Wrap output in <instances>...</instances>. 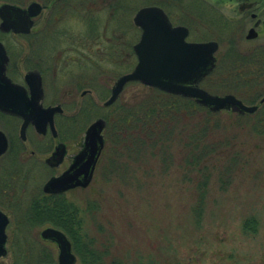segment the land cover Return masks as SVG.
Instances as JSON below:
<instances>
[{
    "label": "rangeland",
    "instance_id": "rangeland-1",
    "mask_svg": "<svg viewBox=\"0 0 264 264\" xmlns=\"http://www.w3.org/2000/svg\"><path fill=\"white\" fill-rule=\"evenodd\" d=\"M2 1L5 0H0ZM28 1L18 0V3L25 5ZM37 1L46 3L48 0ZM65 1L70 4L72 2V0ZM106 1L93 0L87 5L90 13L94 10L92 15L96 16L88 23L97 25L98 32L86 38L85 49L82 43H79V46L75 45L72 50L69 38L63 35V32L69 35L86 31L87 25L82 20L84 11L78 6L75 8L78 9L79 14L73 13L71 9L64 10L60 19L55 20L45 36L41 50L48 51V48L55 43L51 49V60L66 58L64 62L59 63V66L56 65L55 74L57 72L61 74L67 72V74L64 78L60 74L52 77L56 92L51 93L47 88L43 97L44 102L51 103L62 99L72 87L68 81L73 71L72 65H69V58L73 53L76 57L84 55L87 64L90 65V69L88 68L90 84L81 86L90 90L84 93L82 98L95 100L101 107L96 108L98 111L101 110L98 113H104L105 108L101 106V102L107 97L115 78L133 66L135 56L130 50L132 43L138 37L139 28L133 24L131 16L134 7L143 3V0H124L125 5L133 4V9L127 15V21H121L116 15L113 20L108 19ZM52 10L49 6L43 8L35 17L34 30L38 28L40 20L49 12L52 13ZM55 13L54 15L57 14ZM122 27L125 29L124 33L121 32ZM54 29L62 31L60 37L54 35ZM192 35L190 39L195 38ZM224 35L218 36L220 46L216 56L217 58L221 56L223 59L225 57L224 60L227 62L235 54H242L237 52H242L249 43L244 39L242 32V36L233 38L236 39L238 49L230 52L228 51L230 46L227 44L232 41H228L227 38L232 36ZM8 37L12 43L17 42L15 47L9 48L12 51L10 61L12 64L10 63L9 66L13 68L16 56L24 54L28 49L26 42L22 41L23 37L12 34ZM32 44L34 50L39 46L35 39ZM109 51L118 55L116 61L108 58ZM63 64L67 65L65 70H62ZM20 65L21 67L15 68L14 75L21 81L20 75L25 65L21 63ZM60 67L61 69L58 70L57 68ZM51 74L49 67L46 77H50ZM94 83H97V91L96 88L91 87ZM206 84L210 88L209 81ZM230 85L228 82L226 86H212L210 93H233V89H228ZM149 87L153 86L140 81H127L114 102L106 106L109 108L115 102L116 105L121 106L133 104L150 94ZM263 109L264 102L260 103L252 114L260 117ZM65 111L71 113L72 109L65 107ZM108 112L107 109L105 112L107 122L103 128L106 143L109 142L107 124L111 120V117L107 118ZM217 112L219 113L210 115L211 121H209L212 123V120L218 118L225 122V125L211 127L203 141L220 139L221 147L205 153L202 160L190 162L188 154L184 153L180 143H169L168 140L164 142L163 139L156 141L153 146H140L135 157H122L121 142L113 141L111 147L116 143L115 152L118 158L111 161L113 152L108 150V159L112 162L108 164L110 169L105 166L104 160L100 161L94 169L88 187L67 194L64 199L66 201L81 204V200L85 198V202L93 204L92 209L83 210L80 220L88 235L96 238V245L99 248L103 245L107 249L106 252L104 251L105 260H121L123 261L120 262L121 264H264V135L252 128L250 121L253 120V115L235 112L232 108H220ZM94 117L95 112L88 121ZM10 118L0 113V126L4 124L7 129H11L14 120L16 121L14 125L18 124L16 119ZM113 129L110 127V130ZM165 148L170 151L166 160L161 155L162 149ZM234 153H237L235 158L232 156ZM8 157L11 168L19 164L10 155ZM219 174H222L220 179ZM40 180V177L31 174L23 186L27 188L31 183L35 191V185L39 186ZM29 189L30 187L25 190L26 194ZM13 210L14 217L10 227H14V236L20 239V245L23 238H38V231L43 225L31 229L28 209L19 207ZM249 215L256 219V228L244 232L241 222ZM49 218L50 215L46 216L45 219L49 221L45 220V222L53 224ZM22 234L27 237H23ZM43 242L47 247L52 248L55 255V244L49 241ZM27 244L35 245V243ZM8 250L10 257L6 258L4 264H9L14 259L11 245L8 246ZM73 253L75 255L73 264H76L77 255Z\"/></svg>",
    "mask_w": 264,
    "mask_h": 264
},
{
    "label": "flooded vegetation",
    "instance_id": "flooded-vegetation-1",
    "mask_svg": "<svg viewBox=\"0 0 264 264\" xmlns=\"http://www.w3.org/2000/svg\"><path fill=\"white\" fill-rule=\"evenodd\" d=\"M5 1L9 2L8 0ZM30 1L32 0H29L25 5H20L19 3L15 4L24 7ZM90 1L92 2L93 0H72L73 3L71 2V4L65 0H48L46 3L37 1L39 3V10L33 17V22L28 32H12L10 30H0V34L2 35L0 37V41L4 45L5 52L7 54L5 73L13 81L24 85V72L27 70L36 71L39 74L40 84L42 88V95L39 102L44 106L49 104H58L61 107V111L55 112L52 115L53 128L48 124V122H46L43 130L38 131L31 123H28L25 126L23 133L20 132L19 125L21 123V119L18 116L0 111L2 115H6L7 117H9V119H11L10 117H12L13 119H16L18 121V124L16 126L14 125L16 121H13L11 129H7L4 124L0 126V130L3 132L6 138V148L0 153V212L6 218V223L4 224L3 230L4 238L2 241H0V264H4L5 261H7L6 258L10 257L8 246H12L13 244H20V239L13 237L14 227H10V225H12L14 217L13 209H18L19 207L27 208L29 211V215L30 213H34L37 211H40L42 214H44V210L51 211L52 213L55 205L57 204L58 197L66 198L69 192L88 187L94 175V169L96 165L99 164L101 157L106 154L105 150L108 142L106 143L105 141L103 128L106 126L107 122L104 113L108 108L103 104V100L101 102V106H104L103 108H105L104 113H98L101 110L98 111L96 110V108L101 107L98 106L95 100H91L90 98H82L84 93L90 90L81 88V86L90 84V65L87 64L86 57L84 55L82 57H76L73 56V53L69 58V65H72L73 71H71L72 73L70 75V80L68 78L65 79L69 80L68 82L71 83L72 87L68 89L64 97L51 103L43 101L44 93L47 91V88L49 91H51V93L56 92V86L53 82L52 77L54 75L60 74L64 78V75L67 74V72H64L63 74L57 72L55 74L56 65L59 66V63L61 61L64 62L66 60V58L64 57L54 58L53 61L51 60V49L55 46V43L50 48H48V51L41 50V47H43V42L45 41V36H47L49 31L51 30L52 26L55 23V20L60 19V16L62 15V12H64V10L71 9L73 13L79 14L78 9L75 8L76 6H78L79 8L81 7L84 11L82 20H84L87 25L86 31H80L79 34L78 32H75L69 35L63 32V35L65 36V38H69V43H71L72 45V50H74V46L78 45L79 43H82L83 48L85 49L87 42L86 38L90 37L91 34V25L92 28H98L97 25H89L88 23V21L92 17L96 18L95 15H92V13H90V9L87 8V5L90 4ZM105 5L108 12L106 17L108 19L112 18V20L116 15V17L120 18L121 21H127V15L129 14L130 10L133 9V4L125 5L124 0H107ZM143 5L158 6L167 16L172 25L184 26L187 29V33L185 36L186 40H214L216 42V47L213 51L215 65L218 60L216 54L220 46V38L218 36H223L224 34V36H232V38H227L228 41H232L231 43L227 44L228 46H230L228 47V51L230 52H232V50L234 51L235 49H238V46L236 45V39L242 36L243 32V37L249 44L247 45V47H244L245 49L242 52L247 55H250L257 50L261 51V53H264V0H143V3H141L139 6L134 7V11L138 7ZM48 6L53 9L52 13L49 12V14L45 15V17L40 20L38 28L34 30L33 25L35 22V17L42 12L44 7ZM55 11H58L56 12L57 14L55 13ZM54 13L56 15H54ZM54 32V35L56 37H60V32L62 31H56L54 29ZM10 34L23 37V40H21L26 42V48L28 49V51L24 54H19L16 56V61L14 62L15 66H13V68L9 66L10 63L12 64V62H10L11 52L7 48L6 43L8 39H10L8 37L10 36ZM191 35L195 38L190 39ZM3 38L7 40H4ZM34 39L39 43V46H37L36 50H34L35 48H33V45H31ZM20 63L22 65H25V68L20 75L21 81L17 80L15 78L16 75H14L15 68L21 67ZM64 65L65 64H63V67L61 66L62 70L66 69L67 65ZM256 65H258V67H260L261 69V79L264 85V60L260 63H257ZM254 66L255 64H250V67ZM49 67L51 68L52 74L47 78L46 73ZM61 67L57 69L60 70ZM94 84L96 85L97 83ZM79 88L80 90H78ZM95 90L97 91V88ZM262 97H264V91L260 93V95H258L256 100H254V102L252 103H248L247 101L244 102V100H242L240 97L238 98L246 104H256V109L260 105V103L264 102V98ZM114 100L112 102H114ZM65 107H71L72 112L66 113ZM229 109H231V107H229ZM232 110L235 112L248 114H252L254 111ZM93 112H95L94 118L101 117L104 120V125L101 129L103 144L97 156L90 181L85 186L77 185L62 191L43 190L42 186L44 182L50 177L61 174L74 161L76 155L84 148V133L88 124L94 119L93 118L92 120L88 121ZM82 118L84 119L80 122ZM259 118H264V109L262 110ZM9 155L17 161V164L19 163L17 166L11 168L9 163L10 161L8 160L10 159L8 157ZM31 174L40 177L41 180L39 186L38 184L35 185V191L33 184L30 183L28 186L30 187V191L28 192V194H26L28 187L25 188L23 184L27 181V179H29V176ZM49 202H51V204ZM46 216L42 218V216L39 215L38 217L30 215L28 219L30 224H32L30 225L31 229L34 226L38 225H43L41 228L45 226H52L60 229L56 225L54 226L49 222H45V220H47L45 219ZM23 239L24 240L21 244L35 243L38 246H45L40 250L45 249L47 254L39 255L40 258L38 259L37 264H57V248L54 255L52 248L47 247L46 243L43 242L49 241L51 243H54V241L41 238L40 236L38 238L30 237ZM71 250L73 251L72 246Z\"/></svg>",
    "mask_w": 264,
    "mask_h": 264
},
{
    "label": "water",
    "instance_id": "water-1",
    "mask_svg": "<svg viewBox=\"0 0 264 264\" xmlns=\"http://www.w3.org/2000/svg\"><path fill=\"white\" fill-rule=\"evenodd\" d=\"M39 10V3L30 1L22 7L12 2L0 3V30L28 32L33 17ZM132 22L139 33L131 45L135 55L133 66L119 74L103 101L110 104L127 81L137 80L160 90L193 97L210 110L231 107L238 111H252L256 104H246L233 93H210L199 86V81L215 65L214 40L189 41L185 39L187 29L182 25H172L163 11L156 5L138 7ZM250 35V34H248ZM7 54L0 41V111L18 116L21 119L20 132L31 123L42 131L46 122L53 128L52 115L61 111L58 104L42 105L39 74L34 70L24 72V85L13 81L5 73ZM264 98V97H262ZM104 120L93 119L84 133V148L74 161L59 175L50 177L42 186L45 191H62L77 185L85 186L92 177L94 165L103 144L101 129ZM6 148V138L0 130V153ZM5 216L0 212V241L4 238ZM39 236L54 241L57 247V264H73L75 255L66 234L52 226L40 229Z\"/></svg>",
    "mask_w": 264,
    "mask_h": 264
},
{
    "label": "trees",
    "instance_id": "trees-1",
    "mask_svg": "<svg viewBox=\"0 0 264 264\" xmlns=\"http://www.w3.org/2000/svg\"><path fill=\"white\" fill-rule=\"evenodd\" d=\"M8 1L18 3V0ZM124 30L122 27L121 32L124 33ZM97 32L96 28H92L91 25L90 37ZM6 43L8 49L10 46L15 47L17 45V42L12 43L10 40ZM113 53V51H109L108 58L116 61L118 55ZM130 53H132V50H130ZM224 59L219 56L213 71L202 79L201 85L211 91L210 88L212 86H226L230 82L232 86L230 85L228 89H233V93H236L242 100H250L248 103L254 102L253 99L264 91L261 69L256 65L264 60V53L257 50L247 55L242 52V54H235L227 62ZM251 63L255 64V66L250 67ZM208 81L210 88L206 84ZM91 87L96 88V85L92 84ZM149 89L151 91L147 97H143L133 104L121 106L116 105L115 102L108 108L107 118L111 117L109 124H107L109 142L106 145V154L100 159V161L104 160L107 168L109 167L108 164L112 163L111 161L118 158L117 152H115L117 141L122 144V157H135L138 154L139 148H141L140 146H153L156 141L158 142L162 139L164 142L168 140L169 143H180L184 148V153L188 154V158L192 163L199 161V159L202 160L205 153L221 147L220 139L203 141V138L211 127L215 128L225 125V122H222L217 117H215L217 119L212 120V123L210 122V115H215L219 112L211 111L206 106L197 104L190 97H182L155 87H149ZM248 115L252 116L253 114ZM252 117L253 120L250 121L252 128L256 129V131L259 130V133L264 135V118H259L255 115ZM110 127L114 129L110 130ZM113 141L116 143L111 147ZM108 150L111 153L113 152L111 156L112 160L108 159ZM162 151L161 155L166 160L170 151L168 148L162 149ZM236 155L237 153H234L232 156L235 158ZM219 176V179L222 178V174H219ZM64 199L58 197V205H55L52 213L51 211L44 210V214L37 211L30 213V215L34 217H38L39 215L42 218L46 215L51 216L49 218L51 219L50 221L62 229L69 238L72 249L77 255L76 264H121L123 262L121 260H118L119 262L114 259L105 260L104 251L106 252L107 249L103 245L99 248L96 245V238L89 236L83 228L80 215H82L83 210L88 211L92 209L94 207L93 204L85 202V198L81 200V204L80 202L74 204L72 201ZM49 203L51 204V202ZM30 215L28 213V218ZM255 222L256 219L251 215L244 218L241 222L242 230L244 232L253 230L256 228ZM22 236L27 237L25 234H22ZM13 237L18 238L14 235ZM37 246V244H13L11 247L14 259L9 264H37L40 258L39 255L47 254L45 249L40 250L45 246Z\"/></svg>",
    "mask_w": 264,
    "mask_h": 264
}]
</instances>
